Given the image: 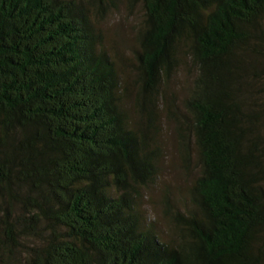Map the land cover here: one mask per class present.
<instances>
[{
    "label": "trees",
    "instance_id": "obj_1",
    "mask_svg": "<svg viewBox=\"0 0 264 264\" xmlns=\"http://www.w3.org/2000/svg\"><path fill=\"white\" fill-rule=\"evenodd\" d=\"M0 264H264V0H0Z\"/></svg>",
    "mask_w": 264,
    "mask_h": 264
},
{
    "label": "rangeland",
    "instance_id": "obj_2",
    "mask_svg": "<svg viewBox=\"0 0 264 264\" xmlns=\"http://www.w3.org/2000/svg\"><path fill=\"white\" fill-rule=\"evenodd\" d=\"M139 21H140L139 4L138 3L134 4V6L130 8L128 7L127 2L123 1L120 4L118 10L117 9L112 10V12H110L109 15H107V17L104 20H102L103 23L102 25L110 35L118 32L119 35L130 36L134 33ZM170 140L171 138H168V145H169L168 148L171 152L175 149V146L173 143L170 142ZM173 177H174L173 174H171V172H168V179H173ZM151 213L154 214L155 216L158 214V212H154L153 209L151 210Z\"/></svg>",
    "mask_w": 264,
    "mask_h": 264
}]
</instances>
